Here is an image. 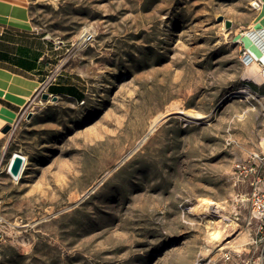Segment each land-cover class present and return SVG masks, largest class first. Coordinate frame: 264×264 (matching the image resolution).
Instances as JSON below:
<instances>
[{"label":"rangeland","instance_id":"1","mask_svg":"<svg viewBox=\"0 0 264 264\" xmlns=\"http://www.w3.org/2000/svg\"><path fill=\"white\" fill-rule=\"evenodd\" d=\"M15 1L64 43L53 82L84 97L34 95L3 133L0 213L22 227L0 264H264L250 185L264 174V96L237 38L253 0ZM244 85L251 96L233 93ZM13 152L27 157L18 180L5 170ZM255 154L263 161L241 179L235 164ZM218 214L233 221L224 249L209 242Z\"/></svg>","mask_w":264,"mask_h":264},{"label":"crops","instance_id":"2","mask_svg":"<svg viewBox=\"0 0 264 264\" xmlns=\"http://www.w3.org/2000/svg\"><path fill=\"white\" fill-rule=\"evenodd\" d=\"M13 1L21 5L15 0H0V141L3 140V128L15 124L25 106L40 90L54 66V57L62 48H57L56 41L48 34L34 29L22 10L11 7ZM16 14H23L31 27L13 23L11 20ZM71 87L82 92L75 85L59 80L44 87L43 91L51 95H54L53 91L59 92L58 96L67 95L63 92H68ZM251 89L264 96L261 84Z\"/></svg>","mask_w":264,"mask_h":264},{"label":"bare ground","instance_id":"3","mask_svg":"<svg viewBox=\"0 0 264 264\" xmlns=\"http://www.w3.org/2000/svg\"><path fill=\"white\" fill-rule=\"evenodd\" d=\"M259 3V7L256 9L255 16L253 17L251 24H250V31H244L240 33L237 38L240 42H242L244 49H246V52L249 53V55L252 57V62L248 64L245 67L244 77L253 80L256 83H262L264 82V66L260 65V63L257 60H260L261 62H264V51L262 50L261 45H264V37H258L255 32L258 30L264 31V0H257ZM13 23L31 27V25L27 22L25 16L23 14H16L14 17H12L11 20ZM236 95L244 96L245 98L251 96L250 92L248 91V86L244 85L241 88H238L237 90L233 91ZM193 118H200L202 117V114L200 113H194L191 115ZM157 123V117H155L151 125L148 128V134H150L156 126ZM262 147L264 149V138L261 141ZM27 163V157L25 156V161L23 164V169ZM22 169V170H23ZM7 171V167L5 168ZM211 200L209 199H203V202L201 203V208L203 210V213L206 214L208 211V208L210 207ZM215 213L219 212L217 207L215 208ZM219 219H212L208 218L206 220L207 228L210 235L209 242L211 244L219 245L221 246V249L226 248L225 244H223L224 240L228 236V232L231 229V225H233L232 219L225 216L224 214H218ZM230 243V241L226 242V244ZM238 246V245H237ZM236 247V246H235ZM210 249L206 248L204 250V254H209Z\"/></svg>","mask_w":264,"mask_h":264},{"label":"built area","instance_id":"4","mask_svg":"<svg viewBox=\"0 0 264 264\" xmlns=\"http://www.w3.org/2000/svg\"><path fill=\"white\" fill-rule=\"evenodd\" d=\"M93 35L90 32H84L82 36L80 37L78 44L83 45L87 44L90 41H92ZM57 43V48L58 47H63L64 43L63 42H56ZM76 44V43H74ZM72 44V45H74ZM262 50L264 51V45H261ZM252 57L249 55L248 52H246V49H244V57H243V63L245 65H248L252 62ZM260 65L264 66V62H261L260 60H257ZM52 72H57L55 70L50 71L44 79L43 85L41 89L35 94H41V90H43L44 87H47L49 84L53 82V79H55V75ZM263 161V158L260 157L258 154H255L254 156L251 157V160L249 162H238L235 164V172L240 176L241 179H244L248 177L249 175L254 173V164L256 162ZM261 180H264V174H258L257 177H254L250 181V185L253 186V192H252V210L253 212L260 217L261 219L264 218V193L260 194L259 196V191H258V186L257 184L261 182ZM22 225H20L18 222L9 220L6 218V216L2 213H0V247L5 244L10 238L16 237L15 234L19 232L20 228ZM225 259L228 260L230 259V256L226 253L225 254ZM231 264H242L238 261H234Z\"/></svg>","mask_w":264,"mask_h":264},{"label":"water","instance_id":"5","mask_svg":"<svg viewBox=\"0 0 264 264\" xmlns=\"http://www.w3.org/2000/svg\"><path fill=\"white\" fill-rule=\"evenodd\" d=\"M252 6L257 9L259 7V3L257 2V0H253L252 1ZM219 20H222V18L220 17ZM227 26H229V21H226ZM40 97L42 100H48L50 99L51 101H57L59 96L54 94L51 95L48 92H42L40 94ZM32 115V112H29L27 114V118H30ZM9 130H11V125H6L2 132L3 133H7ZM25 161V156L18 153V152H13L9 162L7 164V173L14 179V180H18V178L21 175L22 169H23V164Z\"/></svg>","mask_w":264,"mask_h":264},{"label":"trees","instance_id":"6","mask_svg":"<svg viewBox=\"0 0 264 264\" xmlns=\"http://www.w3.org/2000/svg\"><path fill=\"white\" fill-rule=\"evenodd\" d=\"M53 93L57 95V93H59V92H57V91L54 92V91H53ZM63 93H65V94H67V95L73 97V98L76 99V100H82L83 97H84V94H83L82 92H77V91H76L74 88H72V87L68 89V92H63Z\"/></svg>","mask_w":264,"mask_h":264}]
</instances>
